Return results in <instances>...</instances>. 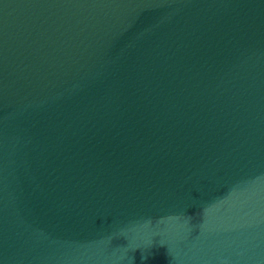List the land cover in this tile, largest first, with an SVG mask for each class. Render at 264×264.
I'll return each instance as SVG.
<instances>
[{
	"label": "water",
	"instance_id": "obj_1",
	"mask_svg": "<svg viewBox=\"0 0 264 264\" xmlns=\"http://www.w3.org/2000/svg\"><path fill=\"white\" fill-rule=\"evenodd\" d=\"M203 0H0V163Z\"/></svg>",
	"mask_w": 264,
	"mask_h": 264
}]
</instances>
